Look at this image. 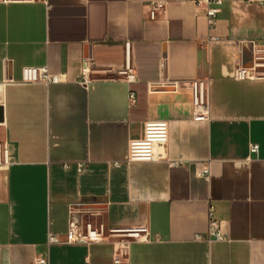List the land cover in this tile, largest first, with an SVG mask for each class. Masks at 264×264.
<instances>
[{
  "label": "crops",
  "instance_id": "1",
  "mask_svg": "<svg viewBox=\"0 0 264 264\" xmlns=\"http://www.w3.org/2000/svg\"><path fill=\"white\" fill-rule=\"evenodd\" d=\"M151 1L166 2L157 19ZM127 41L137 80L82 83L83 59L120 69ZM255 43L264 0H223L212 28L193 0H0V141L11 156L0 169V264H114L112 239L48 244L66 239L72 215L148 226L127 264H264V78L235 77ZM25 66L67 80L19 83ZM204 78L209 119L194 120L186 85ZM158 119L169 123L165 156L128 161L130 140ZM210 206L224 240L208 234Z\"/></svg>",
  "mask_w": 264,
  "mask_h": 264
},
{
  "label": "built area",
  "instance_id": "2",
  "mask_svg": "<svg viewBox=\"0 0 264 264\" xmlns=\"http://www.w3.org/2000/svg\"><path fill=\"white\" fill-rule=\"evenodd\" d=\"M47 1V0H44ZM198 7L204 6L210 28L216 24L217 14L221 11L223 0H193ZM148 15L150 19H157L160 13L165 11V1H151L148 3ZM82 83L101 78H121L126 82L137 80V74L131 58V43L125 42V62L120 69L112 68L94 70L89 59L82 60L81 65ZM96 76V77H94ZM237 79L264 78V44H254L253 61L250 67L238 66L235 70ZM67 80L65 73L51 72L48 66H25L22 69V78L19 83H40L46 86L59 84ZM12 82H16L11 80ZM192 94V118L194 120H208L210 111L209 102V79H195L186 85ZM131 101L135 100V94L131 92ZM169 141V123L167 120H147L143 126L142 135L133 138L129 143L128 161L152 162L165 156V150ZM258 144H250L251 152H258ZM172 166L185 165L182 159L169 161ZM11 164L10 149L7 143L0 141V169H6ZM78 170L83 164H78ZM199 177L206 180L210 178L209 165H203L197 172ZM208 234L218 240L226 239L221 232L219 222L214 219V206L209 208ZM196 238H201L200 234ZM114 240V264H127L129 261V249L133 242H143L149 239V228L146 225L132 227H111L101 221L77 219L71 216L68 223L66 239L61 240L55 234L48 235V244L61 243H100ZM35 264H49L47 256L35 257Z\"/></svg>",
  "mask_w": 264,
  "mask_h": 264
},
{
  "label": "water",
  "instance_id": "3",
  "mask_svg": "<svg viewBox=\"0 0 264 264\" xmlns=\"http://www.w3.org/2000/svg\"><path fill=\"white\" fill-rule=\"evenodd\" d=\"M95 208H98V206L95 204H89L83 207V209H86V210L95 209Z\"/></svg>",
  "mask_w": 264,
  "mask_h": 264
},
{
  "label": "rangeland",
  "instance_id": "4",
  "mask_svg": "<svg viewBox=\"0 0 264 264\" xmlns=\"http://www.w3.org/2000/svg\"><path fill=\"white\" fill-rule=\"evenodd\" d=\"M89 220L94 221V220H92V219H89Z\"/></svg>",
  "mask_w": 264,
  "mask_h": 264
}]
</instances>
